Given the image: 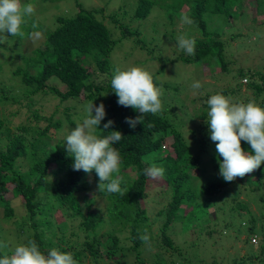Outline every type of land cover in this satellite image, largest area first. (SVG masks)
Wrapping results in <instances>:
<instances>
[{
	"label": "trees",
	"instance_id": "trees-1",
	"mask_svg": "<svg viewBox=\"0 0 264 264\" xmlns=\"http://www.w3.org/2000/svg\"><path fill=\"white\" fill-rule=\"evenodd\" d=\"M22 1V6L30 3L35 10L25 17L21 28L24 33L22 37L6 35L3 43H0V68L8 66L6 72L11 83H18L15 88L0 81V103L8 100L18 102L21 96L33 101V96L49 92L62 101L72 99L76 102V105L67 107L63 118L57 119L56 114L44 117L33 110L28 117L9 126L0 114V206L4 211L2 216L15 219L16 230L22 234L21 239L24 238L22 244L34 240L45 254L52 248L71 252L78 264H153L145 258L141 259V247L155 239L160 249L164 250L165 246L167 249L173 248L174 241L168 230L176 223L190 228L195 223L197 232H208L210 235L217 231L215 226L219 224L233 226L235 222L216 221L217 208L213 212L209 210L213 206L211 198L219 193L226 195L231 186L237 188L240 183H247L255 197H259L255 203L264 206V166H260L252 175L249 173L232 182H225L219 175L218 142L211 140L206 123L210 110L207 101L216 94L231 97L233 103L253 101L264 107V65L244 67L237 63L233 68L236 62L228 57L226 51L229 41L223 39L225 23L232 24L242 14L249 0H132L134 8L131 13L121 7V12L110 14L111 25L104 21V16H99V13H104V9L85 8L83 0H71L77 7L75 13L56 16L50 24L42 25L40 13L46 4H58L65 0ZM249 5L253 19L264 14V0H253ZM185 6L187 9L183 11ZM159 9L170 12L168 17L172 23L181 18L183 12V16L193 21L190 25L198 28L202 34L200 38H193L196 41L195 55L186 56L183 51L176 59L165 60V63L162 60L160 69L151 73L154 83L161 87L162 105L169 104V99L176 98V93L184 95L180 85L160 81L166 67L172 63L201 66L213 74L231 75L234 80L231 85L224 86L221 92L194 97L187 93L183 96L185 107L192 108L191 121L201 120L188 131H185L184 125L176 126L168 116L177 107L170 111L162 107L161 113L145 114L143 123L137 124L135 128L130 127L125 122L126 118L141 114L132 107L117 103L118 97L111 88V80L107 83L97 82L99 73L110 77L114 75L111 56L118 42L115 34L133 38L137 45L144 47L145 39L141 37V31L146 28L142 24ZM214 16L224 19V24L212 26L211 18ZM33 24L36 28H33ZM33 31H42L44 39L36 47L27 50L26 42ZM256 32L259 36L263 33ZM231 38H242L239 41L240 49H253L255 46L245 41L244 32L234 33ZM24 48L29 52H25ZM249 58L250 55H247V60ZM248 91L252 92V96L246 95ZM81 97L84 100L80 104L85 102L86 105L94 103L98 106V102H103L105 105L107 115L100 129H94V135L103 138L113 130L121 131L124 135L120 142L113 145L119 150L122 161L119 172L114 173L113 178H121L123 195L97 192L99 178L95 170L91 173L73 170L74 157L66 152L65 139L59 138V132L66 131L65 126H70L68 129L71 131L77 123L83 122V116L79 114L80 104L77 103ZM197 101L202 103L194 109L191 105ZM19 114L16 112L11 115ZM77 117L79 121H76ZM42 120L46 122L45 125L41 124ZM108 120L115 123L106 131L103 125ZM65 134L68 136L67 131ZM241 145L246 152L252 151L247 142L241 141ZM206 159L213 164L218 178L200 184L199 175L194 171H202ZM152 165L165 170L163 177L154 180L145 175V169ZM152 183L166 198L159 201L161 207L151 217L147 202L155 200L153 191L149 189ZM9 191L18 196L29 213L31 223L19 221L12 205L15 197L6 199ZM99 197L105 200L104 206L99 204ZM57 209L62 212L65 222L56 223L53 213ZM234 209L249 216V227L252 223L262 222V236L254 234L252 237L258 239L254 245L260 249V254L253 255V264H264V210L261 207L263 215L257 216L248 203L242 201ZM70 222L78 223V231L85 233L87 240L80 242L82 245L60 231L59 225ZM154 223L159 224V232L147 235L145 229ZM107 226L113 229L112 235L98 233L99 228ZM26 227L32 228L28 236L26 233H29V229ZM126 227L131 231V249L137 252L134 261L129 259L128 248L121 243L122 238L118 235ZM73 233L78 237L76 231ZM142 236L147 239H141ZM101 241L108 248L103 255L99 253ZM4 255L0 252V258ZM86 255L91 259L86 260Z\"/></svg>",
	"mask_w": 264,
	"mask_h": 264
},
{
	"label": "rangeland",
	"instance_id": "rangeland-1",
	"mask_svg": "<svg viewBox=\"0 0 264 264\" xmlns=\"http://www.w3.org/2000/svg\"><path fill=\"white\" fill-rule=\"evenodd\" d=\"M22 3H26V0H23ZM251 3H253V0L246 2L245 9L243 10L242 14L232 21V24L225 23L224 25L225 31L223 34V39L229 41L226 51L228 57L236 62L232 65L233 68L236 67L237 63L243 64L244 67L264 65V25L262 24L264 23V14L258 16L256 19H253L249 11V9L251 10V6L249 5ZM83 6L88 9H104V13H99V16H104L102 17L104 21L107 22L108 25H111L112 18L110 14L114 12H121V7L125 11L130 12L134 8V2L132 0H83ZM186 9L187 6L184 7L183 11ZM76 11L77 7L74 1L71 0H65L58 4H50V2H48L43 12L40 13V23L42 25L50 24L52 19H54L56 16L71 15ZM169 13V11H162L160 9L155 10L150 16L149 20L146 19L147 21L143 22L142 26L146 28L145 31H141V37H144L145 39L144 47H142L140 44L137 45L133 38L123 37L121 34L122 31L120 33L121 36H117V33L115 34V38L118 40V42L111 56L113 73L117 68L121 70H128L133 66L143 67L150 73L157 72L162 66V60H164L165 63V60L176 59L182 54L184 50L181 49L178 44L180 38L193 39L202 37V34L198 28L196 29L192 25L182 21V16L184 14L183 12L181 18H177L174 23H172L171 18L168 17ZM211 24L212 26L222 25L224 24V19L214 16L211 18ZM154 26H156V28H153ZM256 31H263V33H261L259 36ZM38 32L41 33V37L39 39L34 40L30 37L27 40L25 46L27 50L36 47L43 41L44 33L42 31ZM238 32H244L245 41L247 43L251 42V45H255L253 46V49H250V47L240 49L239 41L242 38L232 40L231 36ZM25 48V52H29L26 51ZM184 53L186 56L189 55L186 54L185 51ZM247 55H250L249 60H247ZM92 68L93 67H91V69ZM6 71H8V66H3V68H0V81L4 82L8 87L13 86L16 88L18 83H11L12 80ZM96 77L97 82L99 83H107L108 80H112L113 78L101 73H99ZM163 77H160V81L176 83L180 85L179 87H181L180 89L182 94H184L183 96H185L187 93H190L191 97L199 95L205 96L206 94L209 95V93L214 94L215 92H221L224 86L234 83V80L231 79V75L213 74L208 70H204L201 66L183 64L180 62L172 63L171 65L167 66L163 73ZM196 82L200 83V88L193 87V84ZM246 95L252 96V92L248 91L246 92ZM183 96L176 93V98L169 99V104L165 103L164 101L163 103L165 104H163L162 107H167L168 111L177 107L174 111L169 112L168 116L172 119V122L176 126L180 127L184 125L185 131H188V129L195 127L196 124L200 123L201 120L196 119L195 121L197 122L191 121L192 108L189 109L185 107V102L182 101ZM83 100L84 98L81 97L77 100V103ZM74 101L75 100L72 99L68 101H62L52 92L33 96V101L21 96L18 102L8 100L0 103V114L6 120V123L9 126H12L21 119L28 117V115L32 114L33 110L38 111L39 114L44 117H50L53 114H56V119L58 117L63 118L67 107L76 105V102ZM98 103L100 104L101 102ZM201 103V101H197L193 103L191 107L195 109L196 107H199ZM88 105H86L85 102L79 105V114L80 116H83V120L87 117L86 108ZM16 112H19L20 114L11 115L12 113ZM76 121H79L78 117L76 118ZM41 124L45 125L46 122L42 120ZM68 128H70V126L67 125L64 129L69 135L70 131ZM66 131L59 132V138H64L65 143L67 137L65 134ZM222 159L223 158L219 160ZM219 160H217V162H219ZM261 166H264V163H262ZM194 172L195 174L199 175L198 182L200 184H206L210 182V180L218 178H216L217 172L214 170L213 164L209 162L208 159L205 160L202 171ZM253 172H255V170ZM250 174L252 175L253 173ZM234 186L235 185L231 186L230 190L226 191V195L224 196L220 195L221 193L213 196L211 198L213 206H211L209 209L211 212L215 211L216 208L218 209L216 214V221L218 223H221L220 221L226 220L231 224L235 222L233 226L226 227L219 224V226H215L217 231H215L213 235H210L208 232H197L194 228L195 223L192 224L193 228H190L187 225L181 226V223H176L168 230V234L174 241V247L167 249L165 246L164 250H162L155 239L150 240L146 242L143 247H141V259L145 258L147 261H152L153 264H253V255L260 254V249L254 245V243H252V237L254 234L258 235L259 237L262 236V233H260V228L263 226L260 225L262 222H259L260 224L252 223V226L249 227V216L247 214H241L238 211H235L234 208L239 201H242V203L246 202L248 203L249 208L257 216H259L263 215L260 212V209L262 207L264 210V206L262 204L258 205L255 203L259 197H255V193L250 191L247 183L239 184L241 190L238 185L237 188H233ZM149 189L153 191V197L155 198V200H149L147 202V210L152 217L161 207L159 201L166 197L163 196L162 193H160V190L156 188L155 183H152ZM13 196L15 198L12 201H14L15 204L12 202V205L15 207V213L16 216L19 217V221H25L26 224L31 223L29 213L26 212V208L21 203L18 196H15L12 191L6 193V199L11 200ZM201 199L205 200L206 198ZM98 200L99 204L104 206L105 200L100 197ZM190 209L191 208H189L188 211ZM3 213V207L0 206V244L7 245L6 248L0 247V252L3 254H9L12 253L18 245L22 244L24 238L21 239L22 234L16 230V224H14L15 219L6 218L2 216ZM53 216L57 221L56 223H62L63 221L65 222V218L59 209L54 211ZM161 222H163L162 219ZM77 225L78 223L72 224V222H70L67 225H59V227L61 232L67 233V237L71 236L73 241H77L78 245H82L80 242L82 243L86 241L87 237L85 233L78 231ZM202 226L200 229H202ZM158 228V223L150 224L149 228L145 229L147 230L146 234H157L159 232ZM26 229H29L27 231L29 232L32 228L26 227ZM73 231L78 233V237L74 235ZM30 233L32 232L26 233V236H28ZM98 233L112 235L113 229L110 226L99 228ZM118 235H120L122 238L121 243L125 246V248H128L127 252L129 259L131 261L136 260L137 252L131 249L132 241L130 239V228L126 227L125 231L119 232ZM100 246L101 248L99 253L103 255L108 248L104 246V241H101ZM86 257V260L91 259L87 255ZM258 264L261 263L259 262Z\"/></svg>",
	"mask_w": 264,
	"mask_h": 264
},
{
	"label": "clouds",
	"instance_id": "clouds-1",
	"mask_svg": "<svg viewBox=\"0 0 264 264\" xmlns=\"http://www.w3.org/2000/svg\"><path fill=\"white\" fill-rule=\"evenodd\" d=\"M32 4H21V0H0V43L5 36H23L21 30L25 17L34 12ZM182 21L193 23L188 16H182ZM33 28L36 25L33 24ZM31 38L39 39L41 33L33 31ZM179 47L186 54L195 55V39L180 38ZM200 83L193 84L200 88ZM111 88L118 97L117 103L124 107H132L141 115L127 117L126 123L135 128L144 122L145 114L153 115L162 112V90L154 83L153 75L140 66H133L128 70L117 68L111 80ZM210 110L206 123L209 126L210 138L216 143L219 160V175L225 182H232L237 177H244L260 168L264 163V107L255 102L233 103L231 97L216 94L207 101ZM87 117L82 123H77L66 137V152L74 157L73 170H83L91 173L95 170L99 178L97 192L124 194L121 188V178H113L119 172L121 156L113 145L120 142L124 135L121 131H110V134L99 138L94 135V129L99 128L106 117L105 105L94 103L86 108ZM113 120L103 125V130L111 129ZM241 141L247 142L251 150L246 152ZM165 170L152 165L145 169V175L151 179L163 177ZM141 239H147L142 236ZM253 239V238H252ZM253 242V241H252ZM255 243V242H253ZM6 248V244H0ZM0 264H78L71 252H61L56 248L43 253L34 240L18 245L11 255L5 254L0 258Z\"/></svg>",
	"mask_w": 264,
	"mask_h": 264
},
{
	"label": "built area",
	"instance_id": "built-area-1",
	"mask_svg": "<svg viewBox=\"0 0 264 264\" xmlns=\"http://www.w3.org/2000/svg\"><path fill=\"white\" fill-rule=\"evenodd\" d=\"M252 241H253V242H257V239H256V238H253Z\"/></svg>",
	"mask_w": 264,
	"mask_h": 264
}]
</instances>
